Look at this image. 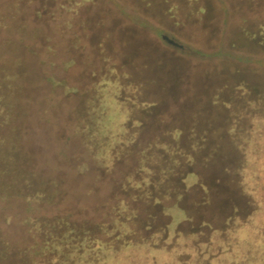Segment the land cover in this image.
Wrapping results in <instances>:
<instances>
[{
  "label": "rangeland",
  "instance_id": "obj_1",
  "mask_svg": "<svg viewBox=\"0 0 264 264\" xmlns=\"http://www.w3.org/2000/svg\"><path fill=\"white\" fill-rule=\"evenodd\" d=\"M261 17L264 0H0V70L29 75L19 98L28 167L57 176L56 201L82 221L135 210L128 230L139 243L120 254L125 264H264V45L249 21ZM135 122L141 143L178 139L170 160L187 171L144 195L123 177L141 158L148 177L163 152L124 163L106 154L110 171L90 162L78 173L90 161L78 140L87 123L121 138ZM5 201L0 187V217L24 214L21 201Z\"/></svg>",
  "mask_w": 264,
  "mask_h": 264
},
{
  "label": "trees",
  "instance_id": "obj_2",
  "mask_svg": "<svg viewBox=\"0 0 264 264\" xmlns=\"http://www.w3.org/2000/svg\"><path fill=\"white\" fill-rule=\"evenodd\" d=\"M249 21L256 29L252 34L250 33L251 38L260 39L263 46L264 17ZM161 34L162 32L158 36ZM25 73H27L26 70H0V187L6 194L5 202L11 199L21 201L23 204L21 211L24 212L22 216L19 212L12 218L7 214L0 217L4 222L3 226L0 222V264H125L127 260H131V257L127 253L124 257L120 254L132 247H137L139 243L128 230L138 218L133 212L135 210H130L127 207L129 205L125 204V213L117 218V213L122 207L114 206L110 210L109 215H112L107 223L82 221V218L75 217L77 214L71 212L67 205L56 201L57 198L64 196L57 176L51 175L44 180L42 177H37L33 169L28 167L34 159L31 149L33 147L27 146V143L22 141L28 133L29 126L24 124L26 120L24 117L27 118L29 113L19 102V98L27 91L23 88L22 81L24 77L29 76L24 75ZM47 81L55 89L62 88L61 81L51 78ZM138 125L141 126V123L135 122L131 124L128 131L124 129V136L121 138H107L101 126L87 123L83 133L79 132L81 136L78 140L90 161H85L79 166L78 173L87 171L90 162L92 165L94 162L98 163L96 168L99 170L110 171L103 162V157L110 154L111 158L118 157L117 161L124 163L128 155L138 154L142 157L146 154L145 152L154 151L158 154L163 152L165 156L161 160L158 157L156 164H150L152 170L149 171L150 174H147L148 177L144 174L148 160L141 158L136 161L137 165L134 164L138 166V169L128 168L130 172L123 177V182L131 185V180L135 177L134 180L138 181V187L135 189L139 191V194H154L160 191L161 188L156 187V184L162 179L165 180L177 170L181 175V172L186 170L184 169L186 166L179 169L177 163L170 160L174 153L172 146L177 144L178 139L171 138L172 143L165 147L160 143V139L152 143L146 141L141 143V139L136 138L135 133L129 132ZM154 145L155 148L152 150ZM175 149H178L177 145ZM179 151L178 153L175 151L176 156L183 152L182 149ZM13 174L16 180L8 182L7 177H12ZM188 175L186 174L182 180L184 181ZM158 176L160 177L157 178ZM150 202L154 209L165 211L159 199L154 198ZM174 205L177 206L178 203ZM141 257L143 258L142 255ZM156 259L152 256L150 261L145 260L141 263L159 264Z\"/></svg>",
  "mask_w": 264,
  "mask_h": 264
}]
</instances>
